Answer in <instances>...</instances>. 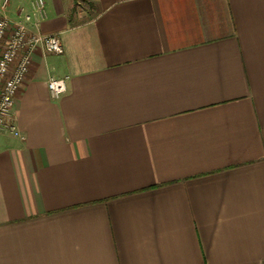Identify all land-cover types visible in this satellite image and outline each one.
Instances as JSON below:
<instances>
[{"label": "crops", "instance_id": "crops-1", "mask_svg": "<svg viewBox=\"0 0 264 264\" xmlns=\"http://www.w3.org/2000/svg\"><path fill=\"white\" fill-rule=\"evenodd\" d=\"M45 1L0 264H264V0Z\"/></svg>", "mask_w": 264, "mask_h": 264}, {"label": "built area", "instance_id": "built-area-1", "mask_svg": "<svg viewBox=\"0 0 264 264\" xmlns=\"http://www.w3.org/2000/svg\"><path fill=\"white\" fill-rule=\"evenodd\" d=\"M13 0H0V131L20 135L13 113L15 101L26 80L33 54H61L64 46L58 34L40 29L48 12L45 0H30L29 6L13 7ZM67 78L52 77L48 87L53 97L67 90Z\"/></svg>", "mask_w": 264, "mask_h": 264}, {"label": "rangeland", "instance_id": "rangeland-1", "mask_svg": "<svg viewBox=\"0 0 264 264\" xmlns=\"http://www.w3.org/2000/svg\"><path fill=\"white\" fill-rule=\"evenodd\" d=\"M79 4H80V5H79L78 7L82 8V9H84V8H88V3H87L86 1H84V0H81ZM89 13H90V14H94L95 11L88 12V14H89Z\"/></svg>", "mask_w": 264, "mask_h": 264}, {"label": "trees", "instance_id": "trees-1", "mask_svg": "<svg viewBox=\"0 0 264 264\" xmlns=\"http://www.w3.org/2000/svg\"><path fill=\"white\" fill-rule=\"evenodd\" d=\"M80 0H75L76 3H79Z\"/></svg>", "mask_w": 264, "mask_h": 264}]
</instances>
